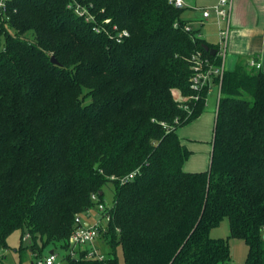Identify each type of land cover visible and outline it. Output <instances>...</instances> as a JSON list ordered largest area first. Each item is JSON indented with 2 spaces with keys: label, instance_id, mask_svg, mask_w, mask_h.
I'll return each instance as SVG.
<instances>
[{
  "label": "trees",
  "instance_id": "trees-1",
  "mask_svg": "<svg viewBox=\"0 0 264 264\" xmlns=\"http://www.w3.org/2000/svg\"><path fill=\"white\" fill-rule=\"evenodd\" d=\"M184 11L171 0L8 1L0 250L17 230L30 235L20 264L68 241L75 215L94 194L105 202L111 183L115 264H231L229 240L211 237L226 218L230 238L249 247L245 264H264V73L244 58L225 70L210 169L184 171L191 151L177 131L204 113L209 93L191 86L193 57L222 65Z\"/></svg>",
  "mask_w": 264,
  "mask_h": 264
},
{
  "label": "built area",
  "instance_id": "built-area-1",
  "mask_svg": "<svg viewBox=\"0 0 264 264\" xmlns=\"http://www.w3.org/2000/svg\"><path fill=\"white\" fill-rule=\"evenodd\" d=\"M9 0H0V13H5ZM171 3L177 9H184V0H171ZM233 8V0H220L211 8H203V20L210 19L213 15L220 24L219 36L220 44L217 53L222 58V65L215 67L208 58H203L201 53L193 57V76L191 86L194 90L200 91L205 87L215 84L214 79L219 78L220 95L221 81L225 72V61L227 54L228 38L231 28V15ZM77 12L81 14L85 12L81 7H77ZM187 31H191L190 26L186 27ZM124 35H128L126 32ZM252 68H261V64L252 60L249 63ZM195 97L194 100H197ZM191 98L180 97L178 101H187ZM136 176L133 173L127 176L122 182H127ZM94 205L84 212L75 215L74 229L68 241L62 242L59 248L66 253L60 256L57 249H52L48 255L38 256L31 255L25 264H115V256L109 247L106 236L109 232V224L112 220L113 204H106L99 200L97 195L92 196ZM264 234V226L262 228ZM26 242H30V235L24 238ZM45 252V251H44ZM74 262V263H73Z\"/></svg>",
  "mask_w": 264,
  "mask_h": 264
},
{
  "label": "crops",
  "instance_id": "crops-1",
  "mask_svg": "<svg viewBox=\"0 0 264 264\" xmlns=\"http://www.w3.org/2000/svg\"><path fill=\"white\" fill-rule=\"evenodd\" d=\"M188 21H191L194 27L196 23L204 25L203 18L195 22ZM212 23L219 32L220 24L216 17ZM212 44L217 45L214 42ZM241 58L248 64L252 60L261 64L259 70L264 73V0H233L225 69L233 71ZM214 89H217L218 97L211 107L208 102ZM179 95V91L174 92L176 100L180 99ZM219 99L220 86L213 84L209 87L204 113L177 131L182 144L191 151V156L183 167L186 172H203L210 169Z\"/></svg>",
  "mask_w": 264,
  "mask_h": 264
},
{
  "label": "rangeland",
  "instance_id": "rangeland-1",
  "mask_svg": "<svg viewBox=\"0 0 264 264\" xmlns=\"http://www.w3.org/2000/svg\"><path fill=\"white\" fill-rule=\"evenodd\" d=\"M220 0H184L185 2V11L183 13V18L199 21L203 18V8H211L216 5ZM1 18V16H0ZM215 18L213 15L210 19L204 20V25L194 24L196 28L202 29V37L208 41L209 43L217 44L220 42V36L218 32V28L213 25L212 21ZM193 22V23H194ZM218 85V84H217ZM217 89H214L213 95L211 93L209 98V104L212 107V104L215 103L216 97H218ZM181 97V95H179ZM104 200L106 204H112L115 196V189L113 184H108L104 188ZM231 230H230V222L229 219H225L221 222V224L211 231V237L215 239H226L229 240V245L231 249V264H245L249 247L248 245L239 239L230 238ZM26 237V232L24 230H17L14 232L8 239V243L10 245V249L8 250H0V264H20V254L16 252L20 247H26L28 242L24 240ZM52 249H57V253L60 256H63L66 252L59 248V245L49 247L45 252V256L50 253ZM119 256L121 257V253L119 252ZM31 257L30 254H26L27 260ZM122 261V260H121ZM122 264V262H121Z\"/></svg>",
  "mask_w": 264,
  "mask_h": 264
},
{
  "label": "water",
  "instance_id": "water-1",
  "mask_svg": "<svg viewBox=\"0 0 264 264\" xmlns=\"http://www.w3.org/2000/svg\"><path fill=\"white\" fill-rule=\"evenodd\" d=\"M205 49H206V51L210 52L213 55L217 54V50L215 48H210L209 46H206ZM52 62L57 64L55 57L52 58ZM263 239H264V234H263Z\"/></svg>",
  "mask_w": 264,
  "mask_h": 264
}]
</instances>
